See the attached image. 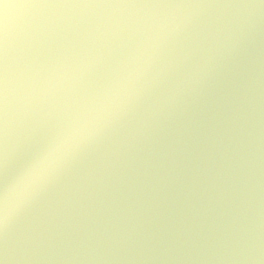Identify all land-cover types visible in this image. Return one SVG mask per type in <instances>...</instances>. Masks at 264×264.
Segmentation results:
<instances>
[{
    "label": "water",
    "instance_id": "95a60500",
    "mask_svg": "<svg viewBox=\"0 0 264 264\" xmlns=\"http://www.w3.org/2000/svg\"><path fill=\"white\" fill-rule=\"evenodd\" d=\"M0 264H264V0H2Z\"/></svg>",
    "mask_w": 264,
    "mask_h": 264
},
{
    "label": "clouds",
    "instance_id": "9594fccd",
    "mask_svg": "<svg viewBox=\"0 0 264 264\" xmlns=\"http://www.w3.org/2000/svg\"><path fill=\"white\" fill-rule=\"evenodd\" d=\"M81 133L58 138L44 155L9 189L0 192V222L6 223L15 214L20 202L45 179L73 150Z\"/></svg>",
    "mask_w": 264,
    "mask_h": 264
},
{
    "label": "snow or ice",
    "instance_id": "6c2138e0",
    "mask_svg": "<svg viewBox=\"0 0 264 264\" xmlns=\"http://www.w3.org/2000/svg\"><path fill=\"white\" fill-rule=\"evenodd\" d=\"M0 3H2V0H0Z\"/></svg>",
    "mask_w": 264,
    "mask_h": 264
}]
</instances>
